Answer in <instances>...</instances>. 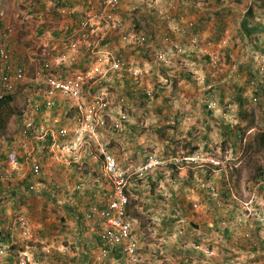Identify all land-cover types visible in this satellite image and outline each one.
I'll return each mask as SVG.
<instances>
[{
    "label": "rangeland",
    "instance_id": "obj_1",
    "mask_svg": "<svg viewBox=\"0 0 264 264\" xmlns=\"http://www.w3.org/2000/svg\"><path fill=\"white\" fill-rule=\"evenodd\" d=\"M53 4L42 14V0H0V44L2 33L11 29L18 56L29 68L28 81L45 58L41 39L59 29ZM251 7L255 12L249 25L264 26V0H127L117 18L122 27L96 50L97 61L112 54L138 73L125 79L110 73L97 92L105 97L102 116L109 124H122L99 137L124 172L128 215L142 264H264V178L259 176L264 150L248 149L263 129L264 95L259 89L264 87V33L245 35L242 23ZM37 26H44V37L37 36ZM125 32L132 36L130 42L121 40ZM142 36L144 46L137 42ZM61 44V52L69 50L67 40ZM57 54L52 51L51 57ZM75 57L78 67L73 71L96 62L84 51ZM30 83L15 92L0 132L2 157L17 148L27 169L34 161L42 163L40 157L54 160L48 141H30L21 134L35 92ZM238 95L254 122L241 123ZM91 102L87 100L88 107ZM61 104L75 106L70 99ZM60 112L78 116L74 109ZM79 123L67 126L75 129ZM66 147L71 149L72 140ZM79 151L82 162L71 165L76 184L106 198L111 187L100 166L89 161L85 149ZM151 162L163 168L143 172ZM52 186L49 190L62 204V186ZM7 196H0V207L10 202Z\"/></svg>",
    "mask_w": 264,
    "mask_h": 264
},
{
    "label": "built area",
    "instance_id": "obj_2",
    "mask_svg": "<svg viewBox=\"0 0 264 264\" xmlns=\"http://www.w3.org/2000/svg\"><path fill=\"white\" fill-rule=\"evenodd\" d=\"M86 2V0H81ZM127 0H96L89 2L87 13L76 27L66 25L62 32L68 37V48L61 52L59 48L56 57H51L48 52L42 54L39 66L35 68L34 79L30 89H34L33 98L28 101L29 111L25 113L21 126L24 139L50 141V150L53 157L58 160L70 159L73 164L82 162V147L87 152L89 161L100 164L104 180L110 185L107 197L98 204L90 206L84 218L98 229L101 242L100 251L95 258V264H142L141 247L134 233L133 223L128 215L129 197L126 191V178L117 164L115 157L105 151V145L100 143L99 134L102 131L120 130L122 124L115 120L109 124L102 116L106 112L104 93H98V86L103 84L110 73L125 79L127 75L138 76V73L128 67L118 56L110 55L108 59L94 57L102 42L115 29H120L122 23L117 21L123 3ZM65 17L73 14V7L69 0H59L53 4ZM11 29L2 33L0 44V100L14 96L17 89L27 82L29 68L16 54L13 46ZM77 36V40L72 38ZM67 37L63 38V42ZM132 36L126 32L121 35V40L130 42ZM138 45L144 46L147 42L144 36L137 37ZM135 43V42H134ZM28 51V50H27ZM81 51L92 54L96 59L94 66L88 69L68 70L77 64L75 55ZM128 73V74H127ZM137 78V77H135ZM74 105L66 106L69 110L75 109L78 116L72 118L60 112L67 99ZM87 100H92L89 107ZM65 107V105H64ZM63 107V108H64ZM27 111V110H26ZM71 112V111H70ZM55 113H58L55 115ZM80 122L75 129L70 123ZM72 140V147L67 150L66 144ZM94 145V148L92 146ZM67 150V151H65ZM6 163L0 164V183L12 182L21 168L19 151L12 148L8 151ZM155 166L153 162L142 168L148 171ZM42 166L34 161L31 166L33 179H40ZM37 185V184H36ZM36 185L30 190H36ZM15 226L22 227L26 238H33L35 234L31 223L26 217H19ZM8 228L12 230V224ZM211 256L213 251H208Z\"/></svg>",
    "mask_w": 264,
    "mask_h": 264
},
{
    "label": "crops",
    "instance_id": "obj_3",
    "mask_svg": "<svg viewBox=\"0 0 264 264\" xmlns=\"http://www.w3.org/2000/svg\"><path fill=\"white\" fill-rule=\"evenodd\" d=\"M42 1L45 5L42 7L43 14L45 10L48 12L47 6L49 7L52 2L56 3L59 0ZM69 1L74 9L71 17H65L58 9L53 7L52 11L58 18L59 29L53 31L45 39L46 41L41 39V44L43 43L47 50L45 52L50 55L52 48H59L62 45V38L67 37L62 32L63 28L66 25L76 27L87 13L88 3L96 0H86V2L81 0ZM35 17L34 15L33 18ZM27 20L30 23V19ZM36 28L38 29L37 36L44 37V26H37ZM66 40H68V37ZM13 45L16 54L19 55L17 50L20 47L17 46V42H14ZM23 54L25 55V53ZM31 58L29 57V59ZM22 60L25 61V59ZM77 64L71 69H62V71L75 69L78 67ZM33 79L34 77L28 81L27 78V82L30 83ZM30 85L32 84L30 83ZM59 109L64 112L69 110L66 107ZM71 124L74 123L69 125ZM48 143L50 144V141ZM6 157L3 158L0 154V164L6 163ZM40 158L42 160L40 161L42 162L43 175L41 174L42 177H40L41 180L36 190H30L35 179L32 178L31 169L26 168L22 158H20L21 168L16 178L12 182L0 185V196L5 195L4 198H8L7 195L10 196V202L0 207L1 231L6 236V240L10 242L9 244L8 242L3 244V246L8 248L6 253L0 256V264H95L94 261L99 254L101 242L98 236V229L92 223L87 222L84 215L93 204H98L99 207H102V203L99 202L103 201L105 197L99 198L93 195V191L90 189L86 191L85 187L80 188L76 184V171L74 172L75 169L71 166L73 163L70 157L62 160L54 158L53 161H50L46 156L45 158ZM63 177L66 179L65 181H63ZM52 181L62 186L59 192L62 197V204L59 197L49 190V185L54 190L52 185L56 183ZM10 183L13 185L9 186ZM17 197L21 198V203H15ZM18 216L26 217L30 221L31 229L35 234L33 239H26L21 234L22 227L19 225L15 226L14 220ZM9 223L12 224V235L8 232ZM66 241L73 246L69 245L70 247H66ZM81 244L85 245L81 247ZM33 245L35 246L33 247ZM3 246L2 249L5 248ZM71 257L72 262L68 261ZM107 264H111V262H107Z\"/></svg>",
    "mask_w": 264,
    "mask_h": 264
},
{
    "label": "trees",
    "instance_id": "obj_4",
    "mask_svg": "<svg viewBox=\"0 0 264 264\" xmlns=\"http://www.w3.org/2000/svg\"><path fill=\"white\" fill-rule=\"evenodd\" d=\"M254 12H255L254 8L251 7L249 9V11H248V14H247L245 20L242 23V28H243V30L245 32V35L248 36V37H252L254 35H258V34L264 33V26H262L261 24L253 26V27H251L249 25L248 19H250V17L254 16ZM249 75L251 77V80H253V73L249 72ZM260 88H261V89H259L260 92H261L260 94L264 95V87L260 86ZM237 100L239 101V116H240L241 121H242L241 123L244 124L247 120H250L251 122H254V117L252 116V114L249 113L245 109V102L246 101H245V99H243L242 95H238ZM13 101H14V96H8L7 98H5L3 100H0V132L5 129L6 124H7V118H6V116L4 117V112L6 111V109L8 107H11ZM262 123H263V129L260 131V133H258V135H256L254 141L248 147L249 150H253V151L255 150L256 152H260L261 150H264V113H263V121H262ZM250 127H251V125H250ZM242 133H244V131H242L240 133H237L236 134L237 138H242V136H240V135H242ZM190 154H192V153H190ZM162 168L163 167H161V166L154 167V170L151 171V174L154 171L160 170ZM259 176H260V179L264 178V172L262 170H260ZM148 179H149V184H151L152 183L151 177H149ZM223 194L224 195H228V193H223ZM227 232L228 231H226V233ZM2 233L3 232L1 231V223H0V240L4 241V238L2 237ZM197 244H200V243L197 242Z\"/></svg>",
    "mask_w": 264,
    "mask_h": 264
},
{
    "label": "clouds",
    "instance_id": "obj_5",
    "mask_svg": "<svg viewBox=\"0 0 264 264\" xmlns=\"http://www.w3.org/2000/svg\"><path fill=\"white\" fill-rule=\"evenodd\" d=\"M75 110V109H74ZM76 111V110H75ZM31 141V140H30ZM34 141V140H33ZM49 142V141H48ZM12 149V148H11ZM17 149V148H16ZM18 150V149H17ZM7 156V155H6ZM99 166H100V164H99ZM100 169H101V167H100ZM19 217H21V216H18L17 218H19ZM16 218V219H17ZM15 219V220H16ZM14 220V221H15ZM9 225V224H8ZM1 229H2V225H1ZM22 230V229H21ZM8 232L12 235V232H13V230H11L10 228H8ZM21 234L23 235V231H21ZM24 236V235H23ZM2 237L4 238V241H2V240H0V256L1 255H3L4 253H6V251H7V248L8 247H5V246H3V244L4 243H6L7 244V242H8V244L10 243L9 241H7L6 240V236L5 235H3V233H2ZM25 237V236H24ZM26 238V237H25ZM26 239H33V238H26ZM2 246L3 247H5L4 249H2Z\"/></svg>",
    "mask_w": 264,
    "mask_h": 264
}]
</instances>
